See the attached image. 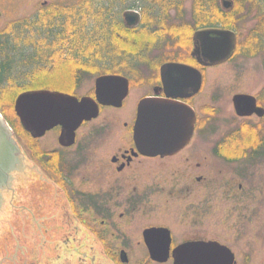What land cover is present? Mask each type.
Instances as JSON below:
<instances>
[{
  "label": "flooded vegetation",
  "instance_id": "af4514ba",
  "mask_svg": "<svg viewBox=\"0 0 264 264\" xmlns=\"http://www.w3.org/2000/svg\"><path fill=\"white\" fill-rule=\"evenodd\" d=\"M195 32L188 49L175 51L178 58L148 62L145 76L138 78V68L125 63L106 70L102 75L127 81L128 96L119 108L99 105L98 117L82 124L72 144L63 140L62 127L51 131L58 148L44 152L59 160L58 171L52 184H42L36 191V219L25 216L20 224L34 227L36 232L45 227V234L51 236L46 241L5 244L3 264H56L64 254L65 264H176L177 251L196 243L223 246L233 255V264H264V227L248 224L254 216L242 204L249 202L248 186L260 179L264 166V115L240 117L234 105L236 95H250L257 101L256 109L264 111V88L258 94L231 91L234 113L245 128H209V122L214 125L215 109L210 110L208 101L212 98L216 103L218 96H212L216 93L213 87L204 98L203 94L212 80L209 71L223 65H207L194 55ZM169 63L198 70L202 74L200 90H186L185 79L173 74L174 80H182L180 88L166 91L162 67ZM96 80L92 92L74 96L96 99ZM195 81L194 75L187 76L190 85ZM124 86L119 81L115 89L122 91ZM141 87L148 92L137 98ZM144 99L165 100L192 110L190 140L178 147H158L153 137L171 132L151 129L147 131L149 146L140 148L135 133L138 107ZM255 127L259 129H252ZM246 128L252 129V140L245 138L249 137ZM188 131H180L179 136L187 137ZM47 134L40 139L28 135L40 142ZM35 174L33 186L38 188L45 174L41 169ZM41 212L48 214L43 225ZM34 253L36 258H31Z\"/></svg>",
  "mask_w": 264,
  "mask_h": 264
},
{
  "label": "trees",
  "instance_id": "16d2710c",
  "mask_svg": "<svg viewBox=\"0 0 264 264\" xmlns=\"http://www.w3.org/2000/svg\"><path fill=\"white\" fill-rule=\"evenodd\" d=\"M126 1L58 0L37 9L31 16L9 21L0 31V94L10 93L13 97L8 110L20 94L28 91L75 95L72 91L43 87L50 84L45 74L56 70L59 64L69 63L71 87L78 86L83 82V72L76 69L78 64L92 69L88 62L91 61L97 67L112 70L122 53L135 62L138 58L145 61L146 53L152 49L160 52L168 48L175 53L179 35L191 44L193 33L204 27H222L239 35L247 31L245 40H239L233 61L239 55L260 56L264 66V0H232L229 11L223 9L221 0H192V19L185 18L187 0H133L141 3L143 19L135 29L127 28L122 18L131 7ZM72 53L80 54L72 57ZM86 53H90L88 58ZM69 58L72 59L68 61ZM120 62L127 60H120L117 65ZM0 111L19 139L16 126L25 131L18 117L3 113L1 102ZM247 133L249 137L245 138L252 140V130ZM57 161L53 159V163Z\"/></svg>",
  "mask_w": 264,
  "mask_h": 264
},
{
  "label": "water",
  "instance_id": "95a60500",
  "mask_svg": "<svg viewBox=\"0 0 264 264\" xmlns=\"http://www.w3.org/2000/svg\"><path fill=\"white\" fill-rule=\"evenodd\" d=\"M223 8L229 10L232 2L223 0ZM128 27H135L141 17L135 12L124 14ZM194 55L215 66L228 62L237 49V34L223 28H203L194 35ZM173 74L185 79L186 90L198 92L202 86V75L198 70L183 64L169 63L162 67V77L166 91L180 88L179 78L173 79ZM194 75L193 85L187 82V76ZM184 77V78H183ZM119 81L127 85L124 90L115 89ZM128 93L125 79L116 76H103L96 81V98H82L53 91H30L18 96L15 102V113L25 131L34 138H41L54 128L62 127V138L72 144L76 130L84 121L98 117L99 104L120 107ZM169 95V94H168ZM174 96V95H173ZM235 110L240 117H249L254 113L264 115L263 110L256 109L257 101L250 95L239 94L234 97ZM260 111L261 113H259ZM194 112L180 106H175L165 100L145 99L139 104L138 121L135 138L140 148L149 146L151 138L147 131L163 130L171 134L153 137L154 145L158 147H178L188 141L193 130ZM151 122L153 126L151 127ZM164 125V126H163ZM188 131L187 137L182 139L180 131ZM157 142V143H156ZM20 150L17 147L6 121L0 115V186L8 179L10 171L17 170L20 162ZM176 264H233V255L226 248L216 243H196L182 246L177 251Z\"/></svg>",
  "mask_w": 264,
  "mask_h": 264
},
{
  "label": "rangeland",
  "instance_id": "374dc122",
  "mask_svg": "<svg viewBox=\"0 0 264 264\" xmlns=\"http://www.w3.org/2000/svg\"><path fill=\"white\" fill-rule=\"evenodd\" d=\"M58 0H0V31L6 27V24L14 19L23 18L25 16H31L35 13V11L39 8H41L43 2L52 3ZM74 1V0H73ZM223 0H221L222 2ZM127 6H131L129 11L138 12L141 14V3L133 0H127L126 1ZM231 9V8H230ZM127 10V11H128ZM227 11V10H225ZM185 18L192 19L193 18V12H192V0H187L185 2ZM124 14V13H123ZM171 14H174L172 12ZM123 16V15H122ZM142 16V15H141ZM174 21V20H173ZM143 22V19L141 23ZM140 23V25H141ZM139 25V27H140ZM252 24H250L247 28H250ZM138 27V28H139ZM241 35V41H244L247 37V31L242 32ZM177 43L175 44L176 50H184L188 48L189 41L187 42L185 39H183L182 34L178 36ZM179 43V44H178ZM181 45V46H180ZM168 49V48H167ZM163 49L160 52H150L146 53V60L141 61L139 58L135 62L130 59L129 55L127 53H122L120 57L117 58V63L120 60L126 59L127 63L126 66H130L129 64H132L138 68L137 72H141L138 78L141 76H145V72L147 67L149 66L148 62H158L165 61L168 58H178L179 53H172L174 50L170 49ZM175 50V51H176ZM165 51H168V53H165ZM76 54L80 53H72V57H75ZM114 54V53H113ZM90 53H86L85 58H88ZM188 53L186 54L187 57ZM125 57V58H122ZM144 58V57H143ZM95 61V60H94ZM90 62V66L93 68H89L88 66L80 65L78 64L76 69L83 72L81 76L83 77V82L76 86L74 84L72 86V72H71V66L69 63H63L59 64L57 66V69L52 71L49 74H45L48 76L49 85H44L43 87L48 88H56L58 90L63 91H72L75 95L78 96H86L88 92H92V89L94 87V81L97 77L103 74V71L109 70V69H102L100 67H97V65H93V62ZM80 63H83L80 61ZM115 64L113 68H118L120 66ZM124 63V62H123ZM119 63V64H123ZM109 64V63H108ZM124 64V65H125ZM107 66V65H105ZM83 67L89 71H86L83 69ZM37 67H35L36 69ZM208 75L212 80H210L207 85L205 86L203 98L205 97V94H208L211 91V87L216 89V93L212 92L213 95L218 96V101L212 102V98L210 101H208L210 105V110L215 109L212 112V121L214 122V125L209 122L208 126L209 128L213 129H219V130H225L229 128H243L241 125L243 122L238 121L236 118V115L234 113V109L232 106V92H248L250 94H258L261 89L264 88V67H263V58L260 56L254 57V58H246L242 55H239L234 61H231L222 67L218 69H214L209 71ZM59 92V91H58ZM145 92H148V89L141 87L136 91L137 98L142 96ZM210 98V97H209ZM208 98V99H209ZM11 99L13 97L10 93L7 94H0V102L2 104L3 113L6 115H16L15 113V102L13 101L11 105V110H8L7 106L8 103H11ZM7 115V116H8ZM210 115V114H209ZM17 117V115H16ZM13 121H15V118H11ZM20 122V121H19ZM251 124L258 125L257 122L251 121ZM21 125V123H20ZM16 126V124H15ZM264 129V124L261 125ZM22 127V125H21ZM18 133H19V140L21 141L22 145L24 146L27 154L29 155L28 158L24 163H22L21 168L18 169L15 173L12 174V178L9 182V185L5 187V189L2 192L3 200H5V203L3 202L0 208V264H3V260L5 257L3 247L7 243H13V244H20L21 241L23 242H31V241H46V237L48 236L50 238L51 233L48 235L45 234V227H39L38 232H36V229L34 227H26L20 226L22 219L26 216L29 217V219H36V213L34 214L35 208L33 206L35 197H36V191H38L42 184H45L49 186L52 184L53 176L58 171L55 169L56 163H53V159L56 160V157L52 154H46L44 151L51 150L52 148H58V144L56 145V135L55 132H49L47 134V137L44 138V140L38 142L35 140H32L30 136H28L25 132H23L19 127H17ZM245 128V127H244ZM249 130L252 129H259V127L255 128H246ZM48 146V148H47ZM48 152V151H46ZM30 158L33 159V161H30ZM36 164V165H35ZM37 166V167H36ZM41 171L45 174V180L40 182L41 184L38 186V188H34L33 182L34 179L37 177V174L35 172ZM259 180L255 178V183L250 184L249 187V202L242 203L249 212L254 216L253 218H250L249 225L252 226H261L264 227V166L261 168V173L259 175ZM43 186V185H42ZM46 187V186H45ZM31 190V191H30ZM31 193V194H30ZM38 215H41L40 223L43 225L46 222V218L48 217L47 213H39ZM26 219V218H25ZM76 220V219H75ZM28 222L27 225H32ZM76 230V226L73 229V231ZM40 232V233H39ZM78 239H81V235L77 236ZM75 248L77 247L74 245ZM77 249V248H76ZM17 250V248H16ZM64 253V251H62ZM40 256L43 258V255L40 254ZM63 259L56 262V264H65L64 261L65 257H67V254H64L62 256ZM31 258H36L35 253L31 256ZM7 259V258H5ZM33 261H29V264H33ZM11 264H18L17 261H12ZM75 264H77V261H75Z\"/></svg>",
  "mask_w": 264,
  "mask_h": 264
}]
</instances>
